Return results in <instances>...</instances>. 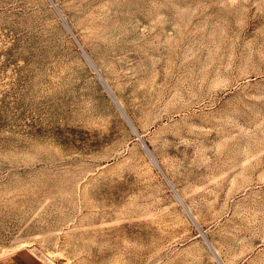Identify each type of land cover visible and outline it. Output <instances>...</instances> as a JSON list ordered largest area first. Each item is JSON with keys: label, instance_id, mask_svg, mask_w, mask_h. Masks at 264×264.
Returning <instances> with one entry per match:
<instances>
[{"label": "rangeland", "instance_id": "obj_1", "mask_svg": "<svg viewBox=\"0 0 264 264\" xmlns=\"http://www.w3.org/2000/svg\"><path fill=\"white\" fill-rule=\"evenodd\" d=\"M55 1L201 230L49 0H0V255L264 264V0Z\"/></svg>", "mask_w": 264, "mask_h": 264}, {"label": "bare ground", "instance_id": "obj_2", "mask_svg": "<svg viewBox=\"0 0 264 264\" xmlns=\"http://www.w3.org/2000/svg\"><path fill=\"white\" fill-rule=\"evenodd\" d=\"M49 2L51 3V5L56 10L57 14L59 15V17L61 18V20L65 24L67 30L69 31V33L72 35V37L76 41V43L79 46L80 50L83 52L84 56L86 57V59L88 60V62L91 64L93 70L95 71V73L97 74V76L99 77V79L102 81L103 85L105 86V88L107 89V91L109 92V94L111 95V97L113 98V100L115 101V103L117 104V106L119 107V109L121 110V112L124 114L125 118L127 119L128 123L131 126V128L133 129V131L139 137V139L142 142V144L144 145L146 151L148 152V154L150 155V157L152 158V160L155 162L157 168L159 169V171L162 173V175L164 176V178L167 180V182L171 186L174 194L176 195V197L178 198V200L182 203V205H183L184 209L186 210L187 214L195 222V224L197 225V227L199 228V230H201L200 229V226H199V224H198V222H197V220L195 218V216L193 215V213L191 212V210L189 209V207L184 202V199H183L182 195L180 194V192L178 191V189L176 188V186L174 185V183L172 182V180L170 179V177L168 176V174L166 173V171L161 166L160 162L158 161V159L154 155L152 149L149 147V144H147V142L145 141V139L143 137V134L140 132V130L137 128V126L134 124V122L132 121V119L130 118V116L128 115V113L126 112L125 108L123 107V104L121 103V101L117 97V95L115 94L114 90L112 89L111 85L109 84V82L107 81V79L105 78V76L103 75L102 71L100 70V68L98 67V65L93 61L91 55L89 54V52L85 48L84 44L81 42L80 38L78 37V34H76V32L73 30V28L69 24L67 18L65 17L64 13L62 12V10L60 9V7L58 6L57 2L55 0H49ZM205 240L210 245L212 251L214 252V254L219 259L220 258L219 257L220 255L217 254V250H215V248L209 243V241L206 239V237H205Z\"/></svg>", "mask_w": 264, "mask_h": 264}, {"label": "crops", "instance_id": "obj_3", "mask_svg": "<svg viewBox=\"0 0 264 264\" xmlns=\"http://www.w3.org/2000/svg\"><path fill=\"white\" fill-rule=\"evenodd\" d=\"M0 264H36L26 253L13 251L0 255Z\"/></svg>", "mask_w": 264, "mask_h": 264}]
</instances>
